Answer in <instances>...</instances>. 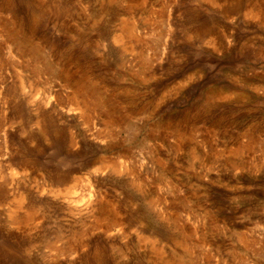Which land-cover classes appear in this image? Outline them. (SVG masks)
I'll return each mask as SVG.
<instances>
[{
  "label": "rangeland",
  "instance_id": "374dc122",
  "mask_svg": "<svg viewBox=\"0 0 264 264\" xmlns=\"http://www.w3.org/2000/svg\"><path fill=\"white\" fill-rule=\"evenodd\" d=\"M235 1L0 0V264H264V26Z\"/></svg>",
  "mask_w": 264,
  "mask_h": 264
},
{
  "label": "bare ground",
  "instance_id": "6f19581e",
  "mask_svg": "<svg viewBox=\"0 0 264 264\" xmlns=\"http://www.w3.org/2000/svg\"><path fill=\"white\" fill-rule=\"evenodd\" d=\"M206 1L207 2L210 1V3H212V4L215 3L216 5L218 3H220V2H224V0H206ZM241 3H243L244 5L240 6ZM235 4H237V6L244 11V16L251 17L252 19H255L256 21H258L259 24L264 26V8L257 1L236 0ZM216 5H213V6H216ZM237 6H235V8L239 9ZM232 13H234V11L231 12V14ZM37 30H38V27H37ZM135 31H136V26L135 25L126 26L125 28H123V31L121 32L120 35H117V36L114 37V42L117 43V44H122L123 45V42H124L125 39H128V40L132 41V39L136 38V36L134 34ZM212 35H213V33L211 31H210V33H208L206 35V36H208L207 40H208L209 44H211V41H213V38H210ZM9 43H10V47L14 48L16 53H18L21 57H25V58L28 57V58L34 60L33 62H35V64L41 63L38 60L39 49L36 46V44L33 43V40L28 39V38H23V37H20V36H17L14 39V34H13V37L11 38ZM122 47L125 48V49H128V50L133 49L131 44H129V47H127L126 45H123ZM31 75L33 77L37 76L35 73H32V72H31ZM62 77H63V80H61V81H63L65 83L66 87L69 88L70 84L73 83V85H72L73 87H71V89H72L71 96H70V99H69L70 102H71L70 104H72V106H73L72 110L75 111V112L80 113L84 117H87L88 116L87 112L89 111V109L91 107V105H90L91 99L89 98V94L90 93H94L93 92V87L91 86V84L88 81H81V80L74 79L70 74H68V72L63 73ZM19 81H20V86L21 87H23L25 85V83H27L29 85H33L32 84L33 81H31L29 78H27L25 76H21ZM109 116H110V114H109ZM104 123H105L106 127H109L110 125H112L113 120L111 119V116L109 117V119H106V121H104ZM37 124L38 125L40 124V120L39 119L37 120ZM179 131L180 130H178L177 132H179ZM178 137L180 139H184L185 137L191 139L190 136L186 135V132H183V134L178 133ZM192 157H194L195 159H200V157L197 155V153H194ZM229 163L231 164L232 168L235 169V167H237V164L233 163L232 161H230ZM112 171H116V170H112ZM64 193H66V192H59V194H62V195ZM23 200H24V196L22 194H19V196L17 197V204L21 205L23 203ZM27 219H31V216L29 215L27 217Z\"/></svg>",
  "mask_w": 264,
  "mask_h": 264
}]
</instances>
